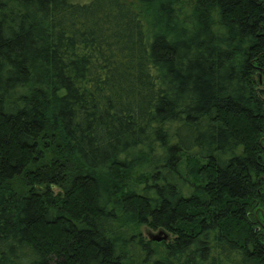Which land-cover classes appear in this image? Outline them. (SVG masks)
<instances>
[{"label":"trees","instance_id":"16d2710c","mask_svg":"<svg viewBox=\"0 0 264 264\" xmlns=\"http://www.w3.org/2000/svg\"><path fill=\"white\" fill-rule=\"evenodd\" d=\"M129 1L0 0V264H264V0Z\"/></svg>","mask_w":264,"mask_h":264},{"label":"rangeland","instance_id":"374dc122","mask_svg":"<svg viewBox=\"0 0 264 264\" xmlns=\"http://www.w3.org/2000/svg\"><path fill=\"white\" fill-rule=\"evenodd\" d=\"M89 1H90V0H74V2H79V3H87V2H89ZM126 1H128L129 3H131L129 0H126ZM144 171H145L144 166H143L142 168H140L139 166H137L136 169H135L134 178H138L139 175H140V173H142V172H144ZM143 232H144V235H145L147 238L151 239L150 237H151L152 235H157V234H159L161 231L144 230ZM169 238L171 239V237H170L169 234H168V239H167L166 241H168Z\"/></svg>","mask_w":264,"mask_h":264},{"label":"water","instance_id":"95a60500","mask_svg":"<svg viewBox=\"0 0 264 264\" xmlns=\"http://www.w3.org/2000/svg\"><path fill=\"white\" fill-rule=\"evenodd\" d=\"M150 238L152 241L162 242V241H166L168 239V234L164 231H161L159 234L152 235Z\"/></svg>","mask_w":264,"mask_h":264}]
</instances>
